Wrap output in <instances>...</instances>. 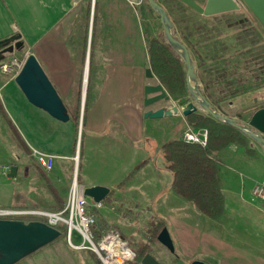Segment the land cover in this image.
<instances>
[{
	"label": "crops",
	"instance_id": "crops-1",
	"mask_svg": "<svg viewBox=\"0 0 264 264\" xmlns=\"http://www.w3.org/2000/svg\"><path fill=\"white\" fill-rule=\"evenodd\" d=\"M181 5L200 19L197 31L193 24L182 29L190 43L200 48L204 62L199 69L191 58L202 94L220 114L247 124L251 115L264 108L263 25L246 9L203 16ZM164 8L174 35L182 20H175L177 14ZM146 29L133 0H0V40L20 36L66 108L75 104V90L80 88L82 94V85L75 78L79 60L84 59L83 70L88 66L81 185L104 186L111 192L124 183V195L132 196L143 210L152 208L164 223L177 256L189 263L264 264V200L254 195L256 186H264V149L245 136V145L234 142L211 153L223 200V212L217 219L207 218L174 194L172 174L165 169L161 154L162 145L172 140L163 136L172 129L164 132L162 128L165 121H176L173 129L178 128L181 134L188 123L181 115L143 118L149 109L176 106L161 104L165 101L148 109L143 106L144 87L158 83L153 73L152 79L145 76L150 68L147 47L156 38ZM84 46L87 52L77 54ZM241 71H245L243 79ZM226 75L232 77L233 85L226 86L221 80ZM2 89L5 101L14 104L7 110L3 102L6 112L22 129L27 147L56 156L55 172L60 179L66 178L76 126L70 119L62 123L51 118L24 96L15 95L9 85ZM144 160L147 164L125 181ZM94 168H100L102 177L120 176V182L90 181ZM136 186L151 196L144 197Z\"/></svg>",
	"mask_w": 264,
	"mask_h": 264
},
{
	"label": "rangeland",
	"instance_id": "rangeland-1",
	"mask_svg": "<svg viewBox=\"0 0 264 264\" xmlns=\"http://www.w3.org/2000/svg\"><path fill=\"white\" fill-rule=\"evenodd\" d=\"M136 3L138 12L142 18V24L146 30L150 33V36L155 37L161 34L162 28L160 24V19L158 14L153 11L148 5L147 0H133ZM164 10L166 7L170 14H174L182 21L177 22L176 31H174V37L186 46L190 55L194 57V63L197 65L198 69L200 67L202 55L199 54V45H192L188 40V37L184 35L182 27L186 24L192 25L196 29L200 25L199 17L189 14L188 10L184 9L180 1L178 0H155ZM198 4L203 5L205 0H195ZM92 2V0H91ZM179 4V5H178ZM179 6V7H176ZM176 7V8H175ZM178 8V9H177ZM177 9V11H176ZM166 11V10H165ZM190 12V11H189ZM167 13V12H166ZM178 13H180L178 17ZM153 27V30L150 29ZM90 27V26H89ZM149 28V29H148ZM89 30V28H88ZM193 30V29H192ZM195 32V30H193ZM153 34V35H152ZM194 34H197L196 32ZM200 35V31L198 30ZM82 50L87 52L88 47L84 46V49L80 48L76 52L80 54ZM30 52L27 47L23 44L22 48L19 50L13 49L12 52L5 54L3 60H11L12 58L18 59L20 62H24L25 57ZM179 55V54H178ZM180 56V55H179ZM181 58V57H180ZM182 60V59H181ZM204 62V61H203ZM248 61H244L243 66ZM236 64V63H235ZM240 64V62H239ZM237 66V65H236ZM246 67V66H245ZM238 69V67H236ZM84 69V68H83ZM181 69L183 73H186L185 66L182 65ZM242 69V68H240ZM245 71H241V77ZM16 74H2L0 73V88L4 85H9L13 89L15 95L22 97V93L14 82ZM221 80H225L226 86L233 85L232 77L229 75L224 76ZM84 83V70L82 74L81 85ZM225 87L224 84H220V87ZM83 87V86H82ZM166 88V87H164ZM200 88V87H199ZM201 90V89H200ZM76 93V90L74 94ZM170 100L165 101L161 104L171 106L175 104L178 109L184 107L187 103L191 102L188 92H183V94H170ZM82 97V94H81ZM3 100V101H2ZM76 98H74V101ZM11 110L14 104H9L5 101V93L3 89L0 91V104L4 108L5 112L0 113V166H16L18 168L17 174L14 178H6L0 175V208L1 209H13V210H44L47 212H58L60 207L64 205L66 195L72 185V182L76 178V181H80V164H81V142H82V117L84 106H81V99L78 102V126L75 129V138L73 141L72 150L68 160L69 169L66 178H59L58 174L55 172L58 169V165L54 164L50 171L43 170L35 161V158L31 153L25 152L18 147V142L15 138V134L11 129V125L15 128L16 132L20 135L23 143L24 137L22 135V129L18 128L16 123H14L8 116L6 109ZM77 103V100H76ZM11 105V106H10ZM69 111V116L75 114V110L72 107L66 108ZM206 115L204 112H200ZM176 121L164 122V127L162 130H167L171 128V133L167 135L164 134L163 139H180L181 134L178 128H175L177 124ZM176 124V125H175ZM173 126V127H172ZM181 126V125H180ZM185 129H192L199 131L204 129L207 131L208 137L209 132L206 128H193L190 125L184 124ZM181 128V127H180ZM183 131V130H182ZM179 133V134H178ZM26 144V143H25ZM146 157V154L143 155ZM149 157L153 156L150 154ZM61 168V167H60ZM63 170V167L62 169ZM94 176H92L90 181H116L119 179L118 176L102 177L100 173V168H94ZM169 172V171H167ZM170 173V172H169ZM64 174V173H63ZM123 174V173H122ZM171 174V173H170ZM108 175V173L106 174ZM113 175H116L113 174ZM120 182V180H118ZM77 182V183H78ZM80 183V182H79ZM135 189L139 190L141 195L151 196L141 192V189L136 186ZM118 191L112 190L107 199L102 202V206L99 210H95L96 217V229L100 231L115 230L122 238L127 242L128 247L134 252L139 250L141 247L149 246L151 248L150 254L156 258L161 264H189L188 260L182 255L177 256L178 253L170 252L161 244H150L149 241V231L152 227L157 224V216L152 212V208L147 207L146 210L142 209L141 204H136L132 196L126 197L124 195V183H122L118 188ZM129 191V190H127ZM30 218H25L23 221L29 222ZM33 221V220H31ZM73 242L75 244H80L81 239L76 233L72 235ZM25 261L23 264H99L95 255L88 250H80L73 248L68 240L67 229L66 232H61L58 239L50 243L49 245L39 249L35 253L22 259L21 262ZM140 263V262H139ZM22 264V263H21Z\"/></svg>",
	"mask_w": 264,
	"mask_h": 264
},
{
	"label": "water",
	"instance_id": "water-1",
	"mask_svg": "<svg viewBox=\"0 0 264 264\" xmlns=\"http://www.w3.org/2000/svg\"><path fill=\"white\" fill-rule=\"evenodd\" d=\"M178 1L203 16H213L246 9L264 27V0H205L203 5L198 4L195 0ZM147 2L150 8L159 16L166 43L180 55L184 63L186 70L185 87L191 98V102L180 109L176 106L159 108L157 110L149 109L144 112L143 118L162 119L177 115L185 118L200 110L214 120L238 130L264 149V108L257 110L251 115L247 124H241L237 120L226 117L216 111L206 100L197 84L194 64L188 49L172 33L173 24L170 17L155 0H147ZM9 43L14 44L8 45ZM22 46L23 42L18 35L0 40V61L3 60L5 54L12 52L13 49L19 50ZM87 72L88 66L86 65L84 83L82 85V108L86 95ZM145 76L148 79L153 78L150 68L146 69ZM14 82L29 104L42 110L56 121L62 123L69 121L70 117L62 99L32 53L26 55L19 72L14 78ZM169 100V95L160 83L146 85L143 89V106L146 109L160 101ZM17 171L18 168L16 166H11L10 171L6 175L7 178H14ZM83 189L84 195L94 203H102L110 193V190L104 186L83 187ZM60 235L61 232L58 229L44 222L0 219V264H16L39 249L49 245L58 239ZM157 241L168 251L174 252L172 239L165 227L158 234ZM139 264L161 263L150 253H147L140 260ZM189 264L205 263L194 260Z\"/></svg>",
	"mask_w": 264,
	"mask_h": 264
},
{
	"label": "trees",
	"instance_id": "trees-1",
	"mask_svg": "<svg viewBox=\"0 0 264 264\" xmlns=\"http://www.w3.org/2000/svg\"><path fill=\"white\" fill-rule=\"evenodd\" d=\"M147 48L149 67L158 83L166 87V90L170 94H183V92H186L185 74L181 69L184 63L178 53L166 43L163 31L149 42ZM83 66L84 59L79 60L75 76L79 86H81ZM75 97L77 100V103L75 102L73 105L75 114L69 117L72 123L77 127L79 121L77 109L78 102L81 99L80 88L77 90ZM3 109L4 108L0 104V113L5 112ZM86 111L87 102H85L84 106L82 124ZM67 112L69 114L68 110ZM186 121L188 125L193 128H206L208 130V145L206 148H201L198 145L187 144L178 139L169 140L162 145L161 154L165 163V169L172 174L171 189L175 195L191 204L207 218L217 219L223 212V200L217 185L216 165L210 155L212 152L230 143L235 142L245 145L246 138L238 130L218 122L208 115L193 113L186 117ZM11 129L15 134L18 147L25 152L31 153V150L23 143L20 135L12 125ZM146 164L147 160L140 162L127 174L125 181L129 180L135 172L139 171ZM79 182L78 184L81 185ZM106 199L107 198H105L104 201ZM63 207L64 205L59 209L62 210ZM164 227L165 225L161 221L152 227L149 231L150 244L158 243L157 236ZM57 229L60 232H66L64 224H59ZM149 246L143 245V247L137 250L134 259L128 264H139L143 256L151 252Z\"/></svg>",
	"mask_w": 264,
	"mask_h": 264
},
{
	"label": "built area",
	"instance_id": "built-area-1",
	"mask_svg": "<svg viewBox=\"0 0 264 264\" xmlns=\"http://www.w3.org/2000/svg\"><path fill=\"white\" fill-rule=\"evenodd\" d=\"M22 64V62L15 58L9 61L2 60L0 61V73L17 74ZM180 140L187 144L206 148L208 145V134L204 129L196 131L188 128L181 132ZM32 156L35 158L36 163L45 171H50L57 159L54 155L45 154L33 149ZM10 167L8 165L0 166V175L6 177L10 171ZM83 190V186L79 185L74 179L66 195L62 210L47 212L38 209L13 210L0 208V219L23 221L25 218H30L33 221L44 222L56 229L59 224H64L67 229L69 243L73 248L91 251L97 257L100 264H128L135 257L134 252L128 247L127 242L117 231H100L96 229L97 224L94 211L99 210L102 203H90L89 198L84 195ZM254 195L264 200V186H256ZM73 233H76L81 239L80 244L73 242Z\"/></svg>",
	"mask_w": 264,
	"mask_h": 264
},
{
	"label": "flooded vegetation",
	"instance_id": "flooded-vegetation-1",
	"mask_svg": "<svg viewBox=\"0 0 264 264\" xmlns=\"http://www.w3.org/2000/svg\"><path fill=\"white\" fill-rule=\"evenodd\" d=\"M12 44H14V43H9L8 45H12ZM5 46H7V45H5ZM5 46H4V47H5ZM4 47H3V48H4Z\"/></svg>",
	"mask_w": 264,
	"mask_h": 264
}]
</instances>
